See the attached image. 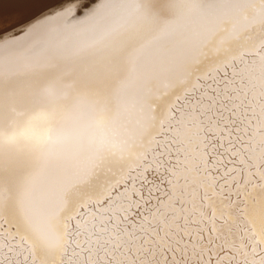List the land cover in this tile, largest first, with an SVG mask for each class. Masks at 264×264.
Listing matches in <instances>:
<instances>
[{
    "label": "snow or ice",
    "instance_id": "obj_1",
    "mask_svg": "<svg viewBox=\"0 0 264 264\" xmlns=\"http://www.w3.org/2000/svg\"><path fill=\"white\" fill-rule=\"evenodd\" d=\"M15 2L0 264H264V0Z\"/></svg>",
    "mask_w": 264,
    "mask_h": 264
},
{
    "label": "bare ground",
    "instance_id": "obj_2",
    "mask_svg": "<svg viewBox=\"0 0 264 264\" xmlns=\"http://www.w3.org/2000/svg\"><path fill=\"white\" fill-rule=\"evenodd\" d=\"M48 5L53 8L59 3V0H45ZM32 11H21L15 0H0V29L14 28L21 23H28L33 15ZM30 36H20L19 43L26 45L31 41Z\"/></svg>",
    "mask_w": 264,
    "mask_h": 264
},
{
    "label": "rangeland",
    "instance_id": "obj_3",
    "mask_svg": "<svg viewBox=\"0 0 264 264\" xmlns=\"http://www.w3.org/2000/svg\"><path fill=\"white\" fill-rule=\"evenodd\" d=\"M55 8V7H54ZM15 28V27H14ZM17 31H18V29H17Z\"/></svg>",
    "mask_w": 264,
    "mask_h": 264
}]
</instances>
